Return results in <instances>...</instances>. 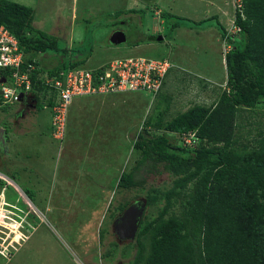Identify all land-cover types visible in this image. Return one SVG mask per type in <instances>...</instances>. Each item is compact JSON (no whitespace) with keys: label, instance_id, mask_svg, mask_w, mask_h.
Segmentation results:
<instances>
[{"label":"rangeland","instance_id":"obj_1","mask_svg":"<svg viewBox=\"0 0 264 264\" xmlns=\"http://www.w3.org/2000/svg\"><path fill=\"white\" fill-rule=\"evenodd\" d=\"M13 1L31 6L34 22L41 21L39 29L59 38L57 51L36 55L45 71L42 75L63 61L88 56L90 52L80 67H97L115 58L129 56H165L174 67L159 100L152 101L145 92L123 93L120 106H115L111 114L115 121H110L117 125V131L124 133L120 136L103 128L96 135L84 134L91 128L90 124H85L81 136H71L69 131L70 136L61 147V141L50 133V110L43 107V92H38L41 108H38L33 92L21 102L0 107V128L6 132L7 143L6 149L0 144V173L25 180L24 184H15L8 176L0 174L8 183L6 186L0 180V236H3L0 237V264H133L139 249L137 233L146 222L164 207L168 206L166 215L179 214L182 209L178 201L172 200V204L167 205L165 195L178 190L177 176L171 172L142 173L145 178L142 186L116 187L121 172H129L139 158V152L132 147L135 133L149 111L150 131L164 133L171 143L180 145L178 135L167 134L153 124L158 116L157 123L164 126L176 114L193 105L212 106L218 101L225 84L207 85L197 81L192 72L214 75L216 82L224 80L226 74L221 56L229 47L224 39L220 41L214 21L204 23L201 28L204 30L181 26L178 30L182 31H170L168 35L164 32L163 40L138 39L148 30L149 19L157 17L161 8L193 21L214 15L216 9L226 14L222 16V24L229 34H235L238 29L230 20L238 0ZM132 8H144L143 19L139 13L130 12ZM73 9L77 10L75 26L70 20ZM119 13L122 18L117 26L125 32L126 41L113 45L109 36L116 27L112 23ZM159 32L161 30L156 34ZM137 41L140 42L137 44ZM89 48L90 52L87 51ZM92 99L80 95L72 102H82L85 107ZM68 110L69 104L66 125ZM129 126L131 129H127ZM231 129L229 150L241 154L245 161H262L264 104L252 109H238ZM65 134L67 131H64V142ZM117 167H120L119 174ZM148 194L154 199L152 205H146ZM137 200L145 201V208L136 236L132 240H120L113 231L114 218L120 215L117 206L120 202Z\"/></svg>","mask_w":264,"mask_h":264},{"label":"trees","instance_id":"obj_2","mask_svg":"<svg viewBox=\"0 0 264 264\" xmlns=\"http://www.w3.org/2000/svg\"><path fill=\"white\" fill-rule=\"evenodd\" d=\"M240 9L236 6L234 11L233 24L238 30L232 35L217 14L193 21L168 11L160 13L166 32L179 26L202 28L207 21H214L222 39L229 44L224 53L226 82L212 106L196 104L164 126L157 123L160 116L153 124L179 137L195 131L197 139L192 145H177L166 134L150 131L152 119L147 115L135 133L132 147L139 152V158L129 172H121L116 187L142 186V173L171 172L177 176L178 190L165 195L167 205L178 201L182 209L179 214L166 215L168 206L164 207L146 222L137 233L139 249L133 264H264V151L262 161H245L241 154L228 148L235 112L264 104V0H241ZM129 11L144 17V8ZM33 17L32 7L0 0V24L18 41L23 53L21 68L35 65L29 75L30 92L41 108L38 92H43L45 98L47 86L42 83L45 71L36 55L57 51L59 43L54 36L36 28ZM120 18L119 13L112 25H118ZM156 37L149 35L148 39ZM87 57L63 61L47 69V75L79 66ZM8 74V69L0 68V78ZM153 201L148 194L146 205ZM129 204L120 202L118 213Z\"/></svg>","mask_w":264,"mask_h":264},{"label":"built area","instance_id":"obj_3","mask_svg":"<svg viewBox=\"0 0 264 264\" xmlns=\"http://www.w3.org/2000/svg\"><path fill=\"white\" fill-rule=\"evenodd\" d=\"M236 6L241 8V0ZM226 51L224 49V53ZM22 62L23 53L17 39L0 24V68L9 70L8 76L0 78L5 79L4 83H0V107L20 102L31 90L29 75L35 65L28 64L23 70ZM171 67L170 59L165 56H129L115 58L97 67L75 66L61 70L58 75H44L42 83L48 88L43 107L50 110L51 135L58 140L63 139L67 106L73 97L146 91L153 98L160 91ZM196 139L195 131L184 132L180 136V144L190 146Z\"/></svg>","mask_w":264,"mask_h":264},{"label":"crops","instance_id":"obj_4","mask_svg":"<svg viewBox=\"0 0 264 264\" xmlns=\"http://www.w3.org/2000/svg\"><path fill=\"white\" fill-rule=\"evenodd\" d=\"M13 1V0H12ZM71 12H72V8H74L73 7V1L71 2ZM213 6V5H212ZM215 6V5H214ZM31 7V6H30ZM164 9H166V8H164ZM163 8H161V9H159L158 10V13L160 12L161 13V11H163L164 10ZM34 10V9H33ZM76 9H75V11H74V9H73V14L71 15V25L73 26H75V23H76V20H77V18H76ZM167 11V10H166ZM214 11V14H217V16H218V20L220 21V23H222V16L224 15V17L226 16V14L225 13H220L219 11H217L216 9H214L213 10ZM160 13H159V15L157 16V17H152V18H150L149 19V21H150V24H148V27H147V31L146 32H144L143 31V35H141L140 37H139V39L138 40H140V41H144V40H147V41H150L149 39H148V36L149 35H153V36H157L156 37V40H159L158 39V37L159 36H162L163 38H164V35H163V33L164 32H166L165 30H164V26H163V23H162V18H161V15H160ZM234 18V17H233ZM233 18L230 20V22H232L233 21ZM41 19V18H40ZM40 19H39V21H40ZM34 20H35V18L33 17V25L36 27V28H39L38 27V24L39 23H41V21L40 22H38V23H35L34 22ZM130 20H132V19H130ZM179 27H181V26H179ZM179 27H175L171 32H176V31H182V30H178L179 29ZM188 28V27H187ZM116 29H120V30H122L119 26H117L116 25V27H115V29L114 30H116ZM188 29H190V30H193L192 28H188ZM228 28H226V30H227ZM113 30V31H114ZM158 30H161V32H159L158 34H156L157 33V31ZM195 30V29H194ZM199 30H204V29H199ZM112 31V32H113ZM184 31V30H183ZM187 31H189V30H187ZM202 32H204V31H202ZM48 33V32H47ZM168 33L169 32H166V35H168ZM186 33H188V32H186ZM206 33V32H205ZM48 34H50V35H52L51 33H48ZM112 34V33H111ZM111 34H110V36H111ZM52 36H54L55 38H57V36H55V35H52ZM110 36H109V38H110ZM57 39H59V38H57ZM161 40H163V39H161ZM140 41H137L136 43L138 44ZM220 41L222 42L223 41V39H222V37H221V35H220ZM64 42V41H63ZM74 49H78V48H74ZM92 50V49H91ZM74 52H76V51H74ZM78 53H79V51H77ZM74 54V53H73ZM90 54H91V52L89 53V55H88V57L90 56ZM72 55V54H71ZM87 57V58H88ZM162 57H164V56H162ZM158 58H160V57H158ZM221 58H222V62H223V66H224V71H225V74H226V69H225V60H224V53L222 54V56H221ZM172 63V62H171ZM176 64V63H175ZM172 66L174 67V63H172ZM173 67H171L170 69H169V71H168V73H167V75H166V77H165V81H164V84H163V86H162V88H161V90L158 92V94L153 98V100L152 101H154L156 98H158V100L160 99V97L162 96L161 94L163 93L162 92V90H163V88H166V79H167V77L170 75H173L172 74V68ZM183 69V68H182ZM188 72V71H187ZM189 73V72H188ZM193 73V75H194V77H195V79H197V81H202L203 83H207V85L208 84H215V85H220V83L222 82V83H224L225 84V82H226V75H225V79L224 80H221V81H215V76L213 75V76H211V75H209L208 73H203V72H199V71H194V72H192ZM132 92H144V91H131V93ZM123 93H127V92H115V93H100V94H93V95H87V97H92V98H94V99H92V102L90 103V104H88V106H83V104H82V102H76V103H74V102H72L73 101V99H74V97L71 99V101H70V103H69V110H68V115H67V119H68V126L69 127H66V130L65 131H67V134H65V142L64 141H62L63 142V144H62V142H61V147L63 146L64 147V145H65V143L67 142L66 141V138H68V136H70V133H69V131L71 132V136H76V134H79L80 136H81V133H80V131H82L83 132V130H82V128L84 127V125L85 124H90V126H91V128H89V129H87L88 131H86V132H84V134H87V135H89L90 134V136H92V135H96L97 134V132L98 131H100L101 130V128H103V129H105L106 131H109V132H116L114 135H123L124 133H120L119 131H117L118 129L116 128L117 127V125L115 124V125H113V124H111L110 123V121L112 120V121H115V119H114V117H112L111 116V114H112V112L114 111V109H115V106H120V100H123L122 98L124 97L123 96ZM146 93V92H145ZM91 99V98H90ZM75 101V100H74ZM149 104V103H148ZM149 112V111H148ZM148 112L146 113V115L148 114ZM145 114H144V116H143V118L142 119H144V117L146 116ZM66 125V126H67ZM72 126H73V130H72ZM132 126V125H131ZM100 129H99V128ZM50 128H51V118H50ZM127 129H131L130 128V126L127 128ZM126 129V130H127ZM90 130V131H89ZM125 130V131H126ZM124 131V132H125ZM3 136L5 137V141H6V132H5V130H4V132H3ZM4 147V146H3ZM6 147H7V143H6ZM6 147H5V149H6ZM62 149V148H61ZM36 151H39V149L38 150H36ZM61 151V150H60ZM41 154V153H40ZM39 157V156H38ZM37 160H38V162L40 163V164H44V161L43 160H41L40 158H37ZM117 174H119L120 173V167H117ZM1 174V173H0ZM3 174H5L6 176H8L10 179H12V182L13 183H15V182H18L19 184H24L25 183V180L24 179H22V177H20V175H19V177L20 178H17L16 177V179H14L12 176H10L8 173H6V172H3ZM3 174H1L2 176H4ZM11 181V180H10ZM15 184H17V183H15ZM29 184H30V182H29Z\"/></svg>","mask_w":264,"mask_h":264},{"label":"water","instance_id":"obj_5","mask_svg":"<svg viewBox=\"0 0 264 264\" xmlns=\"http://www.w3.org/2000/svg\"><path fill=\"white\" fill-rule=\"evenodd\" d=\"M159 40L163 39L162 36L158 37ZM110 43L119 45L126 41V34L123 30L116 29L112 32ZM4 82V81H0ZM1 94V90H0ZM4 129L0 128V143L6 147L5 137L3 136ZM145 208V201L137 200L129 204L123 212L118 215L113 221V230L117 238L120 240H132L135 238L140 219L143 215Z\"/></svg>","mask_w":264,"mask_h":264},{"label":"clouds","instance_id":"obj_6","mask_svg":"<svg viewBox=\"0 0 264 264\" xmlns=\"http://www.w3.org/2000/svg\"><path fill=\"white\" fill-rule=\"evenodd\" d=\"M0 81H4V82H5V79H2V80H0ZM4 82H0V83H4ZM26 96H27V95H26ZM26 96H24V97L22 98V100H24ZM22 100H21V101H22ZM21 101H20V102H21ZM15 103H16V102H15ZM44 103H45V102H44ZM43 105H44V104H43ZM3 129H4V128H3ZM50 131H51V128H50ZM50 133H51V132H50ZM62 140H63V139H62ZM62 140H60V141L62 142ZM2 174H3V173H2ZM6 178H7V177H6ZM0 180H3V182L7 184L6 186H8V183L5 182V180H4L3 177H0ZM10 180H11V179H10ZM11 181H12V180H11ZM0 237L3 238V236H0ZM3 244H4V243H3ZM7 247H8V246H7ZM0 253H1V252H0Z\"/></svg>","mask_w":264,"mask_h":264},{"label":"flooded vegetation","instance_id":"obj_7","mask_svg":"<svg viewBox=\"0 0 264 264\" xmlns=\"http://www.w3.org/2000/svg\"><path fill=\"white\" fill-rule=\"evenodd\" d=\"M1 144V143H0ZM2 145V144H1Z\"/></svg>","mask_w":264,"mask_h":264}]
</instances>
